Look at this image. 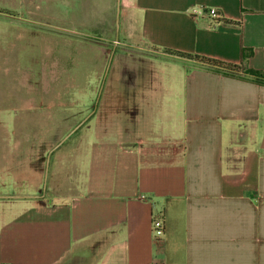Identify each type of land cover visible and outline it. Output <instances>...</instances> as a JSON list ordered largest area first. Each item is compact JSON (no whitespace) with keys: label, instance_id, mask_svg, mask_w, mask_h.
Instances as JSON below:
<instances>
[{"label":"crops","instance_id":"obj_1","mask_svg":"<svg viewBox=\"0 0 264 264\" xmlns=\"http://www.w3.org/2000/svg\"><path fill=\"white\" fill-rule=\"evenodd\" d=\"M112 1L137 81L116 84L82 158L55 164L50 197L42 176L0 194L25 200L0 201V264H264V84L162 51L264 73V0Z\"/></svg>","mask_w":264,"mask_h":264},{"label":"rangeland","instance_id":"obj_2","mask_svg":"<svg viewBox=\"0 0 264 264\" xmlns=\"http://www.w3.org/2000/svg\"><path fill=\"white\" fill-rule=\"evenodd\" d=\"M120 19L112 0H0V194L42 176L50 197L55 164L81 159L100 114L119 113L116 84L137 81Z\"/></svg>","mask_w":264,"mask_h":264},{"label":"trees","instance_id":"obj_3","mask_svg":"<svg viewBox=\"0 0 264 264\" xmlns=\"http://www.w3.org/2000/svg\"><path fill=\"white\" fill-rule=\"evenodd\" d=\"M224 22L233 23L231 20H227V19L224 20ZM155 50H158V49L155 48ZM162 51L163 53H168V54H171L177 57H182L185 59L198 61L201 64H204L210 68H213L216 71H220L228 75L242 77V75L248 74V75L253 76V79L257 83L264 84V73L263 72L248 69L243 64L238 65V64L226 63V62H222L216 59L206 58V57L198 56V55H192V54H188V53H184V52H180L176 50H171V49H162ZM251 54H252V50L248 51V50L243 49L242 51L243 60L245 61L246 58H248Z\"/></svg>","mask_w":264,"mask_h":264},{"label":"built area","instance_id":"obj_4","mask_svg":"<svg viewBox=\"0 0 264 264\" xmlns=\"http://www.w3.org/2000/svg\"><path fill=\"white\" fill-rule=\"evenodd\" d=\"M192 14L193 16L209 17L212 19H220L222 17L216 8L206 6L194 7L192 9ZM152 230L154 236L159 239L165 234L166 222L163 212L152 216Z\"/></svg>","mask_w":264,"mask_h":264},{"label":"water","instance_id":"obj_5","mask_svg":"<svg viewBox=\"0 0 264 264\" xmlns=\"http://www.w3.org/2000/svg\"><path fill=\"white\" fill-rule=\"evenodd\" d=\"M118 11H119V7H118ZM80 125H81V124H79L78 126H76V127L72 130V132H73L74 130H76V128H78ZM45 186H46V179H45V183H44V189H45Z\"/></svg>","mask_w":264,"mask_h":264}]
</instances>
